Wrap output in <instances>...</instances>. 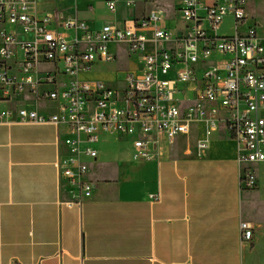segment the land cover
<instances>
[{
	"label": "crops",
	"instance_id": "crops-1",
	"mask_svg": "<svg viewBox=\"0 0 264 264\" xmlns=\"http://www.w3.org/2000/svg\"><path fill=\"white\" fill-rule=\"evenodd\" d=\"M24 1L40 24L49 22L69 41L72 35L63 27L69 19L84 21L96 32L106 23L122 27L154 11H146L153 3H140L144 10L136 16L140 5L129 7L130 0H120L115 12L105 0H59L58 6ZM1 32L16 35L19 43L33 39L7 24H0ZM148 37L151 52L153 37ZM109 50L114 63H98L76 78L118 88L126 73L141 70L144 53L130 55L123 45ZM121 57L135 66L113 73L104 69L117 66ZM4 61L9 75L21 79L20 48ZM53 70L42 65L38 75ZM72 79L58 76L62 87ZM22 108L43 116L57 113L55 105L27 92L10 97L0 92V113ZM68 137L65 127L51 124H0V264H264V164L240 162L225 125L204 151L199 149L204 127L197 126L173 142L159 141L143 161L134 158L132 138H125L132 155L120 158L121 150L110 157L101 148L110 139L102 137L98 159L88 161L96 190L81 207L67 206L71 197L56 167ZM246 169L256 178L253 189L242 184ZM242 222L254 229L250 243L242 240Z\"/></svg>",
	"mask_w": 264,
	"mask_h": 264
},
{
	"label": "built area",
	"instance_id": "built-area-1",
	"mask_svg": "<svg viewBox=\"0 0 264 264\" xmlns=\"http://www.w3.org/2000/svg\"><path fill=\"white\" fill-rule=\"evenodd\" d=\"M115 12L120 0H105ZM262 0H182L179 18L183 28L173 34L164 27V16L153 11L122 27L106 23L93 32L84 21L67 20L66 36L40 24L24 0H0V24L19 28L33 39L19 43L16 35L0 33V58L23 53L22 78L8 73L0 63V92L3 97L27 92L36 100L56 106L57 113L43 116L26 108L0 113L1 123L51 124L65 127L66 154L56 167L69 191L68 207L92 199L95 183L88 178V161L99 157L102 137L132 138L136 161L149 160L159 141L173 142L204 127L209 139L225 125L228 137L238 146L239 160L248 165L264 164V38L257 23H249L247 3ZM155 0H130L127 6L152 4ZM234 19L233 34L218 31L225 19ZM149 35L154 47L147 51ZM110 45L125 46L130 55L144 53L138 72L124 75L120 86L84 82L76 77L98 63H114ZM42 65L54 70L38 75ZM71 77L63 87L58 76ZM16 116V119H15ZM256 178L245 170L242 184L256 187ZM241 236L252 242L254 229L241 223Z\"/></svg>",
	"mask_w": 264,
	"mask_h": 264
},
{
	"label": "rangeland",
	"instance_id": "rangeland-1",
	"mask_svg": "<svg viewBox=\"0 0 264 264\" xmlns=\"http://www.w3.org/2000/svg\"><path fill=\"white\" fill-rule=\"evenodd\" d=\"M55 5H59V0H47ZM182 0H156L155 3L152 5H149L146 7V11L155 10L162 13L164 16V21L166 23L167 29L169 31L175 32L177 29H181L183 27V23L178 17L179 15V8L181 5ZM138 11L134 13V15L139 16L140 12L144 10V7L139 4ZM64 9V12H66V7L62 8ZM68 12H71L70 9H68ZM247 13H248V20L249 23H257L258 25V31L261 37L264 38V0L262 1H251L247 3ZM133 16V13H131ZM233 26H234V19L232 17H228L225 19L222 26L219 28V35L221 36H230L233 34ZM119 64L117 66H106L104 69L110 73L115 72V69H131L135 66V62L131 60L128 62L125 58H119ZM67 80V79H65ZM64 81V80H63ZM118 137H110L109 140L104 142L101 145V148L109 151L110 157H113L116 150H121L120 158H126L131 153L128 152L130 147L129 140H119ZM120 142V143H119ZM96 149H99V145L94 146ZM132 155V154H131Z\"/></svg>",
	"mask_w": 264,
	"mask_h": 264
}]
</instances>
